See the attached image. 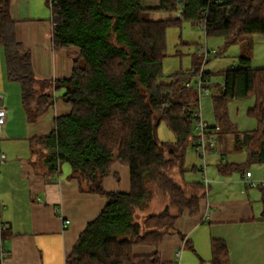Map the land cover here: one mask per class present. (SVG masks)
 <instances>
[{"label":"trees","instance_id":"obj_1","mask_svg":"<svg viewBox=\"0 0 264 264\" xmlns=\"http://www.w3.org/2000/svg\"><path fill=\"white\" fill-rule=\"evenodd\" d=\"M45 1L51 12L52 47L78 49L70 75L56 80L35 76L29 52L15 37L10 0H0V46L7 77L20 85L28 120L54 104L52 91L63 89L60 97L70 105L40 138L50 168L68 164L80 191L107 197L100 213L78 235L65 264H160L158 246L164 235L175 232L174 221L184 211L197 214L203 198L202 180L183 177L184 150L197 137L188 100L190 92L197 94L196 79L195 87L191 80L202 60L161 81L166 29L204 20L205 35L221 37L226 46L251 42L255 35L264 39V0H159L155 9H179L180 16L157 20L142 16L141 0ZM250 60L249 55H238L237 65L224 71L213 96L215 118L233 134L236 148L246 152L241 164L220 163L222 174L264 162V67L253 68ZM204 75L209 82L210 72ZM249 96L254 103L247 113L256 127L250 132L230 130L227 103ZM160 122L171 130L174 142L158 140ZM114 160L129 169L128 192L106 191L102 185ZM153 198L163 207L141 221L135 219ZM261 201L264 218V187ZM136 245L155 250L136 255ZM210 251V264L228 262L224 240L211 238Z\"/></svg>","mask_w":264,"mask_h":264},{"label":"crops","instance_id":"obj_2","mask_svg":"<svg viewBox=\"0 0 264 264\" xmlns=\"http://www.w3.org/2000/svg\"><path fill=\"white\" fill-rule=\"evenodd\" d=\"M44 1L10 0V15L15 21V37L29 52L35 76L56 80L70 75L72 57L78 49L52 47L51 12L45 10ZM158 3L159 0H141L146 19L175 16L174 12L155 9ZM250 64L252 66L251 60ZM62 91H52L54 104L34 121L28 120L21 102L20 85L7 77L0 46V100L6 108L0 139V150L6 155L5 162L0 164V217L7 225L4 243L7 255L0 264H65L66 256L86 223L96 217L107 202L103 194L80 191L68 164L62 163L58 170H52L46 162L48 150L40 138L53 128L55 116L70 110V105L60 97ZM252 125L249 122L247 128L241 130L231 122L230 130L250 132L254 129ZM221 139H214L221 153L220 150L209 152V157L217 156V161L205 169L208 189L205 191L203 185L199 212L190 215L184 211L176 218L175 232L164 235L158 246L160 264H172L178 250L180 264H210L211 238H220L226 243L229 258L226 264H264L261 201L264 162L251 163L253 168L247 164L241 171L222 174L219 164H241L245 155L234 157L232 153L245 152V149L236 148L234 138L229 145H222ZM246 170L251 172L254 185L242 181ZM102 185L106 191L128 192V167L114 160ZM65 219L69 223L63 227ZM154 250L151 245L132 248L136 255H148Z\"/></svg>","mask_w":264,"mask_h":264},{"label":"rangeland","instance_id":"obj_3","mask_svg":"<svg viewBox=\"0 0 264 264\" xmlns=\"http://www.w3.org/2000/svg\"><path fill=\"white\" fill-rule=\"evenodd\" d=\"M46 11H49V6L43 3ZM180 11L176 10L174 12V17H179ZM144 18H147L146 14H142ZM165 57L162 60V77L161 81H169L171 75L177 71H186L192 67L194 62L202 60L205 55V60L203 61L202 70L210 72V81L208 85V93L203 91L200 95V102L197 103V94L189 93V101L192 105H200L202 116L204 120L209 122V126L214 127L218 124L221 131L212 130L214 139H222L221 144L229 145L233 140L230 132L224 130V126H220L217 119L214 116L213 111V96L216 94L215 89L217 85H221L224 79V71L236 66L238 63V55L246 54L251 56V63L253 67H264V40L260 35H255L251 42L248 40H243L235 42L230 45H225L224 41L219 36H206L204 28L199 24H193L190 21H183L178 26H170L165 32ZM195 78L192 77L191 84H194ZM254 103V98L252 96L246 97L244 99H233L227 103V116L230 122L235 124L238 129L245 130L247 128V123L251 122L253 125L252 129L256 127V120L250 117L247 113L248 107L252 106ZM194 133L196 130L194 129ZM156 135L159 141L172 143L175 138L171 130L167 127L164 122H160L156 129ZM218 142V140H217ZM218 144V143H216ZM216 151L220 150L221 147L213 145ZM210 147H207L206 156V167L210 168L216 164V157H209ZM225 150V149H224ZM227 156H231L228 154ZM246 152L239 151L236 154L232 153V156L242 157ZM202 161L193 149L192 146H186L184 150V169L183 177L185 181H197L203 178L201 172ZM253 168V164H250ZM163 202L158 199H151L147 207L135 216V219L141 221L142 218L150 213L157 212L163 207ZM204 264H209L205 262Z\"/></svg>","mask_w":264,"mask_h":264},{"label":"built area","instance_id":"obj_4","mask_svg":"<svg viewBox=\"0 0 264 264\" xmlns=\"http://www.w3.org/2000/svg\"><path fill=\"white\" fill-rule=\"evenodd\" d=\"M204 23H205L204 20H202V22L199 25L204 27ZM204 60H205V55L202 59V64H201V66H200V68L197 71L196 76H195L196 91H197V99H196L197 103L200 102L201 93L203 91L208 93V91H209L208 86H207L209 84V82L205 78V75H204L205 71L202 70ZM186 85L188 86L189 82H187ZM192 114L195 118V122H194L193 126H194V129L196 130V133H197V137H196L194 143L192 144V147L202 161V164H201V172L203 175L202 181H203V185H204V190L207 191L208 179L205 175L206 156L208 154L207 147L209 146L211 149L213 148V150H210V152H212V153L216 152V149L213 146V145H215L214 137L212 136L211 133H212L213 129L218 130L219 127L218 126H214V127L209 126V124L204 120V118L202 116V111H201L200 105H197V106L193 105ZM5 121H6V108L3 106V104L1 103V100H0V139H1L3 129H4ZM5 160H6L5 153L0 150V164L5 162ZM250 176H251V172L249 170H246L244 176L242 177V181L248 185H254L255 182L250 179ZM0 208H1V204H0ZM68 223H69V220L65 219L63 221V227H65ZM6 228H7V225L2 221V219L0 217V263L7 255V250H6L5 244H4L5 243L4 233H5ZM179 258H180V251L178 250L176 252V260L172 264H180Z\"/></svg>","mask_w":264,"mask_h":264}]
</instances>
